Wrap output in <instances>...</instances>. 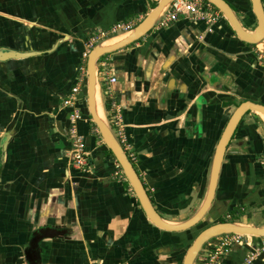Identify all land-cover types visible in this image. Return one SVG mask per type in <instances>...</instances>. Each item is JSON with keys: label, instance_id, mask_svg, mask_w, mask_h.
Masks as SVG:
<instances>
[{"label": "crops", "instance_id": "1", "mask_svg": "<svg viewBox=\"0 0 264 264\" xmlns=\"http://www.w3.org/2000/svg\"><path fill=\"white\" fill-rule=\"evenodd\" d=\"M159 1L0 0V264H183L188 233L154 225L127 178L116 176L85 87L65 103L93 45L123 35L110 31L119 22L135 27ZM261 53L264 40L242 41L222 15L211 26L183 18L154 25L99 59L105 117L116 133L120 115L122 146L167 221H184L201 206L237 106L264 105ZM74 106L89 152L83 169L72 164ZM262 144L264 121L248 112L222 163L217 220L232 208L264 207V162L255 158ZM244 225L262 227L264 217ZM261 239L246 235L215 262L205 244L194 264H264V253L248 261Z\"/></svg>", "mask_w": 264, "mask_h": 264}, {"label": "water", "instance_id": "2", "mask_svg": "<svg viewBox=\"0 0 264 264\" xmlns=\"http://www.w3.org/2000/svg\"><path fill=\"white\" fill-rule=\"evenodd\" d=\"M171 0H160L158 5L150 11L145 18L135 27L124 32V34H129L124 39L106 45L105 43L110 39H101L99 42L93 45L87 56L86 62V95H87V105L88 111L92 118V121L96 124L105 145L111 150L114 157L120 164L127 180L132 186L139 203L144 210L148 219L157 227L172 231L179 232L188 230L203 220L207 212L210 210L212 203L214 201L219 176L221 172V167L227 148L230 141L241 122L242 118L248 112H260L264 114V105L259 102L252 100H246L237 106L235 111L230 116L224 131L218 141L215 148V152L212 158V164L209 173L208 187L204 196V200L197 211L188 219L172 223L164 219L159 211L155 208L150 194L145 187L142 179L140 178L136 167L130 160L127 152L123 148L122 144L119 142L114 130L109 124L107 118L100 116L95 110V100L96 92L98 87V61L104 55L121 49L138 39L146 35L155 25L157 19L160 17L162 12L168 6ZM211 2L224 17L228 20L230 26L236 32L237 36L244 42L250 44H257L264 40V3L263 0H249L251 5L252 13L255 16V27L254 30H249L244 26V23L237 15L236 11L230 5L227 0H207ZM252 32V34L250 33ZM123 34V35H124ZM117 36V35H116ZM115 37V36H114ZM235 221H219L217 223L210 224L209 226L202 229L194 238L190 246L188 247L184 258L183 264H194L202 247L211 239L228 233H235L241 235H249L256 237H264V225L262 227L254 225H238Z\"/></svg>", "mask_w": 264, "mask_h": 264}, {"label": "built area", "instance_id": "3", "mask_svg": "<svg viewBox=\"0 0 264 264\" xmlns=\"http://www.w3.org/2000/svg\"><path fill=\"white\" fill-rule=\"evenodd\" d=\"M223 14L220 10H218L211 2L207 0H171L165 10L162 12L160 17L156 21V26L163 28L171 25L173 22L178 21L179 19H189L192 21H201L211 26L214 24L219 17ZM133 25L131 23L119 22L113 26L111 29V33H119L122 31H127L131 29ZM107 33H101V36H105ZM90 46L92 47L93 43L97 41V38L92 37L90 40ZM259 64L264 67V53H261L259 58ZM87 73H86V65H81L79 67L75 84L72 88L71 95L65 101L66 104L73 105V102L76 100L77 94L80 92L82 87L86 86ZM116 78L111 77L109 82H115ZM81 117V112L78 110L76 106H74V111L71 114V123H72V134L74 135V139L72 141V164L78 168H85L88 166V155L84 143V139L82 136L78 135L76 132V122ZM117 121H115L116 125H118V129L116 130V136L121 144H126V137L124 133V128L122 124H120V115H116ZM114 120V119H113ZM98 130V129H97ZM127 146V145H124ZM127 148V147H126ZM128 150V148L126 149ZM125 150V151H126ZM130 160L132 161L135 156L129 155ZM116 176L119 178H125L126 176L120 166L119 163L116 164ZM246 235L228 233L219 235L210 241L207 242V245L212 249L213 254L210 258L212 262H215L218 257L228 252L234 245H243L245 244ZM264 253V237L260 240L258 245L255 247V251L250 253L248 257V261H250L256 254Z\"/></svg>", "mask_w": 264, "mask_h": 264}, {"label": "rangeland", "instance_id": "4", "mask_svg": "<svg viewBox=\"0 0 264 264\" xmlns=\"http://www.w3.org/2000/svg\"><path fill=\"white\" fill-rule=\"evenodd\" d=\"M236 13L243 22L244 13L241 11H237ZM246 28H248V27H246ZM249 30H254V27H253V29H249ZM113 38H111V39H113ZM98 91H99L98 93H99L101 104H102V116L105 119V114H104L103 103H102V99H101V95H100V87L99 86H98ZM262 162H264V156H262ZM263 173H264V171H263ZM263 179H264V174H263ZM214 207H216V206L213 205L212 208H210V210L207 212V214L203 218V220H201V222L199 224H197L196 227H197L198 232H196V233H199L202 229L209 226L210 224L219 222V220H217L215 217H213ZM261 217H264V207H262L260 205H255L253 207H250L248 205V206H245L244 208L240 207V209L237 210V214L235 215V217H231L230 219L236 218L237 219L236 222L244 225V224H247L249 222H253V223L258 222ZM188 240H190L189 237H188Z\"/></svg>", "mask_w": 264, "mask_h": 264}, {"label": "trees", "instance_id": "5", "mask_svg": "<svg viewBox=\"0 0 264 264\" xmlns=\"http://www.w3.org/2000/svg\"><path fill=\"white\" fill-rule=\"evenodd\" d=\"M227 1L230 3V5L233 7V9L236 12L237 11H241V12L244 13L243 23H244L245 27L253 26L256 23L255 16L252 13L251 5H250V1L249 0H233V1L227 0ZM107 150L110 153H112L110 149L107 148ZM262 156H264V146H263V144H262L261 151L260 150H258V151L256 150L255 158L259 159V158H262ZM237 210H238V208H232L229 211V213L233 214V216L235 217V215L237 214ZM218 220L219 221H226V219H224L223 217L219 218ZM184 232H187L188 235H189L188 237H189L190 240L188 241V244L190 245L192 240H193V238L197 234L196 232H198L197 227H194L191 231L189 230V231H184Z\"/></svg>", "mask_w": 264, "mask_h": 264}, {"label": "bare ground", "instance_id": "6", "mask_svg": "<svg viewBox=\"0 0 264 264\" xmlns=\"http://www.w3.org/2000/svg\"><path fill=\"white\" fill-rule=\"evenodd\" d=\"M252 34V32H250ZM129 34H124V35H117L115 36L113 39H110L109 41H107L105 44L106 45H110V44H113V43H117L118 41L124 39L125 37H127ZM98 87H97V92H96V100H95V110L98 112V114L100 116H102V104H101V100H100V96H99V93H98ZM260 117L264 120V114L260 113V112H257ZM240 226H243L242 224H238Z\"/></svg>", "mask_w": 264, "mask_h": 264}, {"label": "flooded vegetation", "instance_id": "7", "mask_svg": "<svg viewBox=\"0 0 264 264\" xmlns=\"http://www.w3.org/2000/svg\"><path fill=\"white\" fill-rule=\"evenodd\" d=\"M242 119H243V118H242ZM227 149H228V148H227ZM225 155H226V154H225ZM132 163H133V162H132ZM133 164H134V163H133ZM212 204H213V203H212ZM231 217H234V216H233V214H231V213H229V212H228L226 215L223 216V218L226 219V221H228ZM220 218H221V217H220ZM196 226H197V225H196ZM196 226H194V227H196ZM194 227H192V228H190V229H188V230H185V231H189V230L191 231ZM197 234H198V233H197ZM197 234H196V235H197ZM196 235H195V236H196ZM194 238H195V237H194ZM194 238H193V240H194ZM193 240H192V241H193ZM191 243H192V242H191ZM206 244H207V243H206Z\"/></svg>", "mask_w": 264, "mask_h": 264}]
</instances>
